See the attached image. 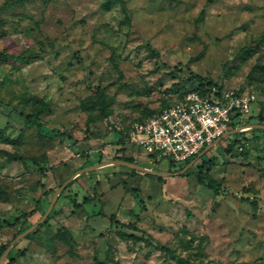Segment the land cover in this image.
<instances>
[{
    "label": "rangeland",
    "instance_id": "374dc122",
    "mask_svg": "<svg viewBox=\"0 0 264 264\" xmlns=\"http://www.w3.org/2000/svg\"><path fill=\"white\" fill-rule=\"evenodd\" d=\"M0 17V51L32 54L0 63V264H264V131L222 136L185 174L128 136L196 77L253 94L243 118L264 129V0H26Z\"/></svg>",
    "mask_w": 264,
    "mask_h": 264
},
{
    "label": "built area",
    "instance_id": "2783aa9c",
    "mask_svg": "<svg viewBox=\"0 0 264 264\" xmlns=\"http://www.w3.org/2000/svg\"><path fill=\"white\" fill-rule=\"evenodd\" d=\"M253 101V94L233 88L212 86L204 93L189 90L147 118L132 122L129 140L153 162L174 165L190 160L184 169L222 136L253 127L243 118Z\"/></svg>",
    "mask_w": 264,
    "mask_h": 264
},
{
    "label": "trees",
    "instance_id": "16d2710c",
    "mask_svg": "<svg viewBox=\"0 0 264 264\" xmlns=\"http://www.w3.org/2000/svg\"><path fill=\"white\" fill-rule=\"evenodd\" d=\"M26 0H5L1 5H0V15L1 13H3L4 11H6L7 9L11 8L12 6L16 5V4H20V3H23L25 2ZM1 19V17H0ZM4 33V29L0 26V34ZM264 37V31H263V34L261 35V38ZM32 54H27V55H24V54H11V53H7L5 51H0V63L2 62H5L7 59H12V60H19V61H27V59L29 57H31ZM212 86H215V87H218V88H221L222 85L216 83V82H212L210 80H204L202 77H196V82L194 83L193 86L187 88L186 90H184L180 95L177 96V99L181 98L185 92L189 91V90H197V91H200L202 93L206 92L208 89H210ZM238 91L242 92L243 89H237ZM95 92L98 96V104H99V108L101 110H104L105 107H107L109 105V101L106 99V96H105V92H104V88L101 87L100 85H97L95 87ZM175 101V100H174ZM173 101V102H174ZM172 102L170 103H167L165 104L163 107L171 104ZM161 107V108H163ZM160 108V109H161ZM159 109V110H160ZM158 111V110H157ZM10 112V110L8 111ZM39 114V111L36 112V117L38 116ZM35 118L33 119V116L31 115H28L26 120H25V123L26 124H35L36 120ZM251 120V116L249 117V119L246 121L247 124H250ZM257 122V121H256ZM255 121L252 122V124H256ZM260 125H255L253 127H251L250 130L252 129H256V130H262L264 131V129H261V127H259ZM259 127V128H258ZM264 128V125L262 126ZM238 142V139L235 138L233 139L232 141L228 142L227 144V147L230 148L231 145L233 144H236ZM243 150V149H242ZM127 160H132L131 157H128ZM190 160H187L186 162L182 163V165H180L178 168H176L175 170H181L187 163H189ZM169 166H173V163H171ZM187 170H184L182 171L181 173L182 174H185ZM145 174L147 175H152L151 173H148V172H145ZM197 175V180L206 185L209 189L215 191V192H218V188H219V183H217L213 178H211L209 175H206L207 179H204L201 171H198V174ZM158 179L160 180H163V177L162 176H157ZM85 201V200H83ZM35 211H29V212H24L22 213L21 215L18 216L19 217H24V218H28L29 216H31ZM129 236L133 237V238H138L139 236L138 235H133L132 233H127ZM5 248H6V245H2L0 246V254H2L4 251H5ZM163 249H167V247H162ZM169 251V250H168ZM6 258H7V261L10 262L13 260V257L15 256V253L12 252V251H9L6 253Z\"/></svg>",
    "mask_w": 264,
    "mask_h": 264
},
{
    "label": "water",
    "instance_id": "95a60500",
    "mask_svg": "<svg viewBox=\"0 0 264 264\" xmlns=\"http://www.w3.org/2000/svg\"><path fill=\"white\" fill-rule=\"evenodd\" d=\"M256 124H252V126H255ZM126 164H128V165H133V166H136L138 169H140V170H143L144 172H148V173H154V171H152V170H150V169H147V168H145V167H142V166H140V165H137V164H133V163H131V162H126ZM188 167V165L184 168V169H182V171H184L186 168ZM181 171V172H182Z\"/></svg>",
    "mask_w": 264,
    "mask_h": 264
},
{
    "label": "crops",
    "instance_id": "0c3cea01",
    "mask_svg": "<svg viewBox=\"0 0 264 264\" xmlns=\"http://www.w3.org/2000/svg\"><path fill=\"white\" fill-rule=\"evenodd\" d=\"M104 164V163H103Z\"/></svg>",
    "mask_w": 264,
    "mask_h": 264
}]
</instances>
